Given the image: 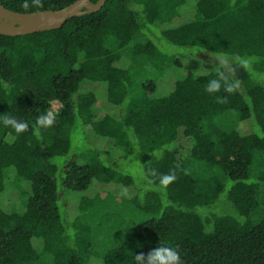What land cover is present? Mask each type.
I'll list each match as a JSON object with an SVG mask.
<instances>
[{
	"label": "trees",
	"instance_id": "1",
	"mask_svg": "<svg viewBox=\"0 0 264 264\" xmlns=\"http://www.w3.org/2000/svg\"><path fill=\"white\" fill-rule=\"evenodd\" d=\"M75 1L0 0L20 13ZM143 58H164L160 89L137 81ZM220 72L234 91L205 92ZM0 115L28 125L0 124V264H147L155 248L179 264H264V0H106L57 29L0 33ZM113 183L133 188L142 219L95 250L114 212L88 193Z\"/></svg>",
	"mask_w": 264,
	"mask_h": 264
},
{
	"label": "rangeland",
	"instance_id": "2",
	"mask_svg": "<svg viewBox=\"0 0 264 264\" xmlns=\"http://www.w3.org/2000/svg\"><path fill=\"white\" fill-rule=\"evenodd\" d=\"M173 21L162 23V27H160V28L164 29V28L170 26L173 23ZM158 32H159L158 30H155L154 32L152 31L151 33H148V34L144 33L141 36H138V39H136L135 42H146V41H148V39L150 37L157 38L156 35ZM165 47H168L170 49V51H168V53H171L172 57L174 54H180L181 52L185 51V48L180 47V46H175V45H172L169 43L166 44ZM127 52H128V54H130L129 49L127 50ZM213 55L215 57L218 55L221 56L223 54H213ZM163 60H164V58H161L160 60L158 58H154V59L153 58H151V59L143 58L142 60H138L136 63H134L132 70H133V72L136 73L137 81H143L147 78L157 77L156 81L159 82L158 89H160L163 86L162 83L164 80H161V82H160V78L162 76L156 75V70H157V67L161 64L160 62ZM163 67H165V64L162 65V68ZM180 69L182 70V66H176L175 67L176 74H179L181 72ZM162 71H164V69H162ZM169 75H170V71H168L164 74L165 81L168 79ZM158 76H159V78H158ZM159 86H160V88H159ZM162 94H164V93H162ZM59 107H60V103L57 101L54 102L53 106H52V112L57 111ZM241 130L244 133L250 132L251 131L250 123L249 122L243 123L241 125ZM76 135L78 136L77 133H76ZM74 137H75V134H74ZM100 144H106V142L102 141ZM104 146L105 145H102V147H104ZM135 165L138 169H140V171H142V169H144L143 161L142 160L140 161L139 157H136ZM98 190L102 191V193L97 192ZM133 192H134V190L132 187L127 188L121 184L113 183V184H109V185L99 186V187L95 188L94 191H91L88 193V195L92 196V197H94L96 195V193H100V195L98 196L97 199H99L101 202L110 201L111 207L105 208V209H103L104 211L101 210L99 213H103L106 210H109V208L111 211L114 212V216L109 218L108 221L104 220V216L101 215L100 222L104 225H100L99 231L94 232L96 237H97L96 242H95V246H94L95 250H102V249L104 250L111 245H119L121 242V239H122L121 234H122L123 229H124L123 225H125V223H129V221H127V220L129 218H135V219H139V220L142 219V216L140 214H135L133 211H131L132 209L130 208L127 199H125V197H124V195L126 193H128V195H130ZM15 196L16 195H13V197H15ZM7 197H5V198H7ZM78 201H79L78 198H75L74 200L71 201V206L73 207L72 216H74L75 210H76V214L78 213ZM2 204L4 206H8L9 208L11 207V203L8 202L7 199H4V197L2 199ZM120 216H122V218H126V219L121 218V220L116 222L115 218H118ZM124 220H126V221H124ZM107 223H108V225H107ZM118 224H122V226L118 227Z\"/></svg>",
	"mask_w": 264,
	"mask_h": 264
},
{
	"label": "water",
	"instance_id": "3",
	"mask_svg": "<svg viewBox=\"0 0 264 264\" xmlns=\"http://www.w3.org/2000/svg\"><path fill=\"white\" fill-rule=\"evenodd\" d=\"M106 0H76L60 10L20 13L6 8L0 2V33L10 36L60 28L69 18L81 16L86 11L100 10Z\"/></svg>",
	"mask_w": 264,
	"mask_h": 264
},
{
	"label": "clouds",
	"instance_id": "4",
	"mask_svg": "<svg viewBox=\"0 0 264 264\" xmlns=\"http://www.w3.org/2000/svg\"><path fill=\"white\" fill-rule=\"evenodd\" d=\"M240 63L246 67L248 62L241 60ZM222 87L225 92L230 93L234 91V85L228 82V78L223 72H220L218 73V78L208 81L205 92L209 94L216 93L219 92ZM216 99L219 103H224L227 97L218 96ZM53 122L54 118L51 115L41 116L38 120V124L45 128L52 126ZM0 124L6 128L11 127L17 135L23 133L28 128L27 123L18 121L15 117L10 115H0ZM34 134L38 136L39 129H36ZM14 138L15 137H13V139ZM168 179H171V177H168ZM137 256L139 258L143 255ZM179 261V254L171 248H155L147 256V264H179Z\"/></svg>",
	"mask_w": 264,
	"mask_h": 264
}]
</instances>
